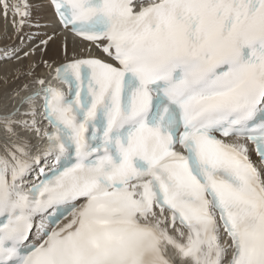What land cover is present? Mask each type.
Segmentation results:
<instances>
[{"label": "snow or ice", "instance_id": "obj_1", "mask_svg": "<svg viewBox=\"0 0 264 264\" xmlns=\"http://www.w3.org/2000/svg\"><path fill=\"white\" fill-rule=\"evenodd\" d=\"M47 2L63 62L0 47V264H264V0Z\"/></svg>", "mask_w": 264, "mask_h": 264}, {"label": "bare ground", "instance_id": "obj_2", "mask_svg": "<svg viewBox=\"0 0 264 264\" xmlns=\"http://www.w3.org/2000/svg\"><path fill=\"white\" fill-rule=\"evenodd\" d=\"M43 6L40 8V21L42 24L49 25L46 28H41V32L43 33H49L51 34L53 31L57 33L56 38L54 41L49 42V46L47 50L43 53V59L48 61H55L56 63H61L64 61V35L65 33L61 30V27L59 25L58 20L53 15V12L50 8V6L45 2V0H42ZM2 8H0V47H3L5 44L8 45H15L21 49L20 54L23 55L24 51H29L31 48H33L35 45L39 44L40 39L45 38L41 36H36L34 39H24L21 41L18 36L13 34L12 25L9 21H6L3 15V12L1 13ZM3 11V10H2ZM37 17V16H36ZM27 32V29H25ZM7 37V38H5ZM11 40L13 43L10 44ZM68 53L69 56H71L73 50L81 55H88L86 51H84V48L87 47V43H84L80 41L79 39L72 37L70 34H68ZM93 54H99L98 50L93 49ZM40 53L37 52V55L33 57V59H39ZM29 61H25V63H28ZM39 71L41 73H44L46 69H44L43 66L40 67ZM0 151H2V148H0Z\"/></svg>", "mask_w": 264, "mask_h": 264}, {"label": "rangeland", "instance_id": "obj_3", "mask_svg": "<svg viewBox=\"0 0 264 264\" xmlns=\"http://www.w3.org/2000/svg\"><path fill=\"white\" fill-rule=\"evenodd\" d=\"M1 13H2V10H1ZM36 16H37V18H39L40 19V8L37 10V12H36ZM41 20V19H40ZM27 31H29V29H27ZM30 31H32L33 33H35V32H37V31H39L42 35H43V32H41V30L40 29H31ZM42 35H40L41 37H43ZM46 38V37H45ZM11 43H13V41L11 40V42H10V44Z\"/></svg>", "mask_w": 264, "mask_h": 264}]
</instances>
